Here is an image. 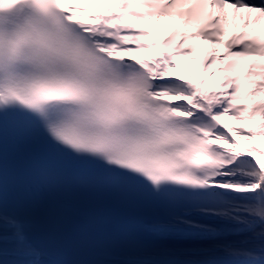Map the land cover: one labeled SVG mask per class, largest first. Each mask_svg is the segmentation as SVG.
<instances>
[{
	"label": "snow or ice",
	"instance_id": "6c2138e0",
	"mask_svg": "<svg viewBox=\"0 0 264 264\" xmlns=\"http://www.w3.org/2000/svg\"><path fill=\"white\" fill-rule=\"evenodd\" d=\"M0 264H264V0H0Z\"/></svg>",
	"mask_w": 264,
	"mask_h": 264
},
{
	"label": "bare ground",
	"instance_id": "6f19581e",
	"mask_svg": "<svg viewBox=\"0 0 264 264\" xmlns=\"http://www.w3.org/2000/svg\"><path fill=\"white\" fill-rule=\"evenodd\" d=\"M161 23L163 24V21H162ZM165 23L167 24L168 22L166 21ZM174 27H176L175 24H170L169 30H170L171 28H174ZM165 34H167V33H165ZM222 51H223V49H221V52H222Z\"/></svg>",
	"mask_w": 264,
	"mask_h": 264
},
{
	"label": "rangeland",
	"instance_id": "374dc122",
	"mask_svg": "<svg viewBox=\"0 0 264 264\" xmlns=\"http://www.w3.org/2000/svg\"><path fill=\"white\" fill-rule=\"evenodd\" d=\"M165 22H166V20H165V21H163V24H166ZM167 22H168V21H167ZM167 25H168V27H170V24H169V22L167 23Z\"/></svg>",
	"mask_w": 264,
	"mask_h": 264
}]
</instances>
